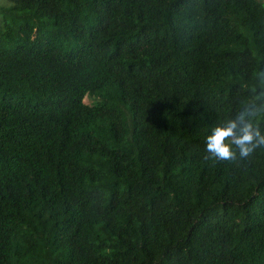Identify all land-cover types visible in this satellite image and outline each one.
<instances>
[{
    "label": "trees",
    "instance_id": "1",
    "mask_svg": "<svg viewBox=\"0 0 264 264\" xmlns=\"http://www.w3.org/2000/svg\"><path fill=\"white\" fill-rule=\"evenodd\" d=\"M7 1L0 264H264V0Z\"/></svg>",
    "mask_w": 264,
    "mask_h": 264
},
{
    "label": "clouds",
    "instance_id": "2",
    "mask_svg": "<svg viewBox=\"0 0 264 264\" xmlns=\"http://www.w3.org/2000/svg\"><path fill=\"white\" fill-rule=\"evenodd\" d=\"M264 147V131L250 115L241 113L237 119L226 120L210 130L205 138V150L218 160L244 158Z\"/></svg>",
    "mask_w": 264,
    "mask_h": 264
},
{
    "label": "rangeland",
    "instance_id": "3",
    "mask_svg": "<svg viewBox=\"0 0 264 264\" xmlns=\"http://www.w3.org/2000/svg\"><path fill=\"white\" fill-rule=\"evenodd\" d=\"M9 7L10 3L7 0H0V26L3 24V20L6 19L8 22H10L12 19L9 15H6V12H4ZM84 102L88 105H91L94 103V100L87 97L85 98Z\"/></svg>",
    "mask_w": 264,
    "mask_h": 264
}]
</instances>
